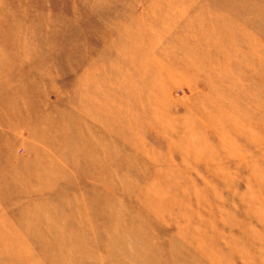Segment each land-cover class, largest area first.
<instances>
[{"label": "rangeland", "instance_id": "1", "mask_svg": "<svg viewBox=\"0 0 264 264\" xmlns=\"http://www.w3.org/2000/svg\"><path fill=\"white\" fill-rule=\"evenodd\" d=\"M0 264H264V0H0Z\"/></svg>", "mask_w": 264, "mask_h": 264}]
</instances>
